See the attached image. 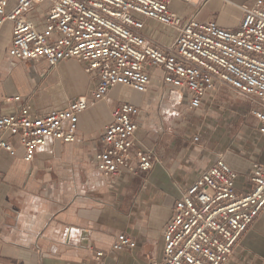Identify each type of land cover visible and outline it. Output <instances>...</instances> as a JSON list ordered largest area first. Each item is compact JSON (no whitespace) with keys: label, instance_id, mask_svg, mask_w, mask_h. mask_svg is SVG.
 <instances>
[{"label":"built area","instance_id":"1","mask_svg":"<svg viewBox=\"0 0 264 264\" xmlns=\"http://www.w3.org/2000/svg\"><path fill=\"white\" fill-rule=\"evenodd\" d=\"M180 1L194 12L178 14L170 7L172 0H0V27L10 24V57L44 60L49 68L73 59L94 82L89 97L75 98L63 109L40 113L25 101L15 113L0 110V152L14 155L10 138L16 137L22 158L30 162L50 139L75 142L78 115L112 88L148 92L149 67L162 72L163 88L184 91L190 111L200 108L205 94L220 86L246 97L255 104L247 115L264 135V0L239 6L242 19L235 30L221 27L213 18L196 17L209 0ZM45 2L44 17H34ZM156 25L173 32L168 44L153 40ZM140 110L132 102L112 109L100 135L103 146L93 157L102 176L135 175L158 162L153 151L135 146ZM236 178L237 172L217 154L175 201L162 231L160 259L143 264L227 262L242 234L264 211V164L252 163L246 192L236 190ZM135 244L131 236L119 233L111 250ZM103 254L96 251L95 260Z\"/></svg>","mask_w":264,"mask_h":264},{"label":"crops","instance_id":"2","mask_svg":"<svg viewBox=\"0 0 264 264\" xmlns=\"http://www.w3.org/2000/svg\"><path fill=\"white\" fill-rule=\"evenodd\" d=\"M252 1L209 0L196 17L213 18L221 27L235 30L242 19L239 6ZM172 3L170 7L177 13L182 8L175 3L185 6L181 15L194 12L180 0ZM10 40V24L5 23L0 27L1 112L15 113L28 101L34 110L44 113L63 109L80 96L89 97L94 82L82 64L67 59L49 68L44 60L12 58L8 55ZM153 40L163 45L170 41ZM148 71L153 81L148 92L131 95L128 101L141 109L135 146L153 151L158 159L147 172L104 177L93 164L94 154L103 146L102 129L112 109L121 104L110 93L123 87L112 88L104 99L78 115L75 142L50 139L28 162L22 158L17 138H10L16 153L0 152V264H143L160 259L162 231L175 201L219 153L237 172L236 190H249L252 163L264 164V135L257 132L252 117L243 123L232 114L248 112L255 104L220 86L205 94L200 108L190 111L184 91L163 88L162 72L152 67ZM163 92L170 94L171 109L169 115L163 113L160 126L153 122L157 114L152 108ZM16 95L21 100H6ZM181 102L185 107L178 110ZM201 111L211 114L208 131L199 143L190 140L187 130L165 127L169 116L179 120L186 112ZM232 129L237 130V136L230 143ZM213 144L216 146L207 149ZM119 233L131 236L135 246L111 250ZM98 250L104 254L96 261ZM224 264H264V211L242 234Z\"/></svg>","mask_w":264,"mask_h":264},{"label":"rangeland","instance_id":"3","mask_svg":"<svg viewBox=\"0 0 264 264\" xmlns=\"http://www.w3.org/2000/svg\"><path fill=\"white\" fill-rule=\"evenodd\" d=\"M172 5H173V3H172ZM174 5H176L177 8H182L181 10H183L185 8V6L179 7L178 3H175ZM46 6H47V2L43 3L42 5H39L36 8V10L32 13V15L34 17H37L40 15V17L43 18L44 14H45ZM181 10H178L179 11L178 14H182ZM156 27H157V29L155 30V32L153 34L154 38H156V39H169L170 37H171L170 39L173 38L174 34L172 31L165 30L164 28H162L158 25H156ZM151 82H153V81L151 80ZM155 91L157 92V90H155ZM233 92L236 95H240L235 91H233ZM135 94L138 95V93H132L131 90L130 91L126 90V89L118 90L116 88L115 90H113L110 93V96L114 100H116V102L123 103V102H128L131 99V95L133 97V95H135ZM152 96H154L153 98H155L156 95L153 94ZM168 96H170V94L168 95L166 92H163V94L160 95L159 98H158V96L155 98V102L159 101L158 104L155 105V108H152V110H155L154 112L157 114L154 116V117H156V119H154V121H153L155 125L163 126V116H164L163 113H167L168 115L170 114L169 109H171V104L169 103ZM184 107H185V103L181 102V105L178 107L179 108L178 110H182V108H184ZM210 114H211L210 111H205V112L201 111L199 113L186 112L185 114H183L181 116V118L179 120H176V118L169 116V117H171L170 121H169V123L167 122L168 124L165 127H167L169 129V127L172 128V126H175L174 131H180V130L186 131L187 130L190 133V140L194 143H199V142H201V140L204 138V135L208 131V125L210 124V119H209ZM232 115L234 118L238 117V118L242 119L243 123L246 122V120L248 118L247 111H244V112H241L238 114H232ZM217 118H218V116H217ZM172 131H173V129H172ZM236 132H237V130L235 131V129H232L228 133V135L230 136V138H229L230 143H232V141L237 136ZM195 135H197L199 137L198 141L193 140V137ZM202 145H204V144H202ZM215 146L213 144L211 147H207V149L213 148Z\"/></svg>","mask_w":264,"mask_h":264}]
</instances>
